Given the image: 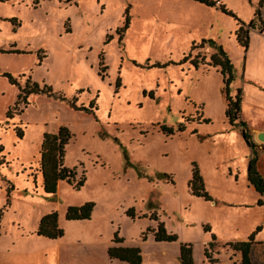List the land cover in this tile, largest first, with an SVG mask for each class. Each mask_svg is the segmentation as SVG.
Wrapping results in <instances>:
<instances>
[{
    "label": "rangeland",
    "instance_id": "rangeland-1",
    "mask_svg": "<svg viewBox=\"0 0 264 264\" xmlns=\"http://www.w3.org/2000/svg\"><path fill=\"white\" fill-rule=\"evenodd\" d=\"M216 1L251 22L246 50L231 16L194 0H0V264H126L106 256L114 232L117 245L139 248L141 264H178L179 243L191 245L194 264H209L202 251L210 236L215 264H236L239 254L223 244L245 240L255 227L260 244L251 260L264 264V210L246 180L249 149L224 116L219 67L207 65L219 50L228 57V93L240 90V119L260 126L264 0ZM3 72L23 74L20 87L28 76L65 100L31 94L6 118L17 88ZM69 100L92 102L93 113L71 109ZM60 125L71 134L63 164L84 181L79 190L59 181L46 195L38 149L42 134ZM193 165L211 201L189 193ZM87 201L89 219H64L66 207ZM51 211L62 236H37L40 217ZM157 222L176 240L154 242L146 228Z\"/></svg>",
    "mask_w": 264,
    "mask_h": 264
},
{
    "label": "trees",
    "instance_id": "trees-1",
    "mask_svg": "<svg viewBox=\"0 0 264 264\" xmlns=\"http://www.w3.org/2000/svg\"><path fill=\"white\" fill-rule=\"evenodd\" d=\"M199 3L204 4L208 7H216L221 13L231 16L235 21V29L233 31V36L238 46L246 50L249 42L248 28L251 22L244 24V22L237 19L232 13H230L221 3L216 0H194ZM260 5L255 10L254 15L257 17L258 21L260 19ZM261 23V22H259ZM264 30V24H261V31ZM195 46L192 45L191 49ZM7 52H18L16 50H8ZM185 57L182 61H185ZM207 65L211 67H219V73L222 77L223 91L225 96V110L224 116L231 126H237L240 130V135L243 142L251 150V156L247 161L246 166V180L252 186L253 190L258 193L262 198H258L255 202L257 206H263L264 210V181L260 174L258 173L255 162V142L252 139V135L247 124L240 119V102L241 94L240 90H236L235 96L231 97L228 93V85L231 80V64L228 57L219 50V54L213 53L209 55ZM201 60H198V56L195 55L190 63L194 67ZM2 76L6 77L8 81L17 88L16 100L11 107H8L5 115L6 118H11V109H16V107L22 103L27 104V97L31 94H44L46 96L57 97L60 100H65L62 95H56L49 87L42 84L39 86L38 83L30 80V77H26L24 85L20 87L17 78L18 76H23V74L18 75L17 78L12 77L8 73H1ZM71 109L82 111L85 114H92V102L89 103L87 107L82 105L76 106L74 100L67 101ZM20 113V110H19ZM179 127L177 130L179 131ZM182 130V129H181ZM161 131L171 134V128H166L162 126ZM17 135L20 137L21 131L17 130ZM71 134L66 126L60 125L57 127L55 132H44L41 136L39 149H38V172L41 177V188L44 194L54 195L56 192L57 184L59 181H65L68 185H72L74 190H79L83 184V178L78 181H74L75 171L73 168H68L63 164L65 145L70 139ZM187 189L192 196L200 197L205 201H211L207 192L204 189L203 181L199 175L198 169L193 165L191 169V176L186 183ZM93 208V203L87 201L81 205L68 206L64 212V219L67 221L74 220H87L90 217ZM125 215L133 218L134 213L131 208L125 211ZM145 215H143L144 217ZM150 219L156 220L154 213L149 214ZM260 228L255 227L245 240L225 242L223 246L239 254V260L236 264H252L251 255L253 247L256 244L254 242V235L259 232ZM146 231L152 233V239L154 242H173L176 240L175 235L167 233L160 222L156 223L154 229L146 228ZM37 236H42L47 239H57L62 236V230L57 225V214L55 211H51L42 215L38 221L37 228L35 230ZM145 236L142 234V239ZM112 245H109L105 249V253L108 259L118 260L126 264H141L140 250L137 246H124L117 245L122 242L120 237H117L116 232L113 233L111 238ZM215 238L210 236V241L207 243V248H204L202 254L209 264H215L216 260L211 258L210 252L208 251L214 245ZM178 264H194L192 259L191 245L189 243H179L178 254H177Z\"/></svg>",
    "mask_w": 264,
    "mask_h": 264
},
{
    "label": "crops",
    "instance_id": "crops-1",
    "mask_svg": "<svg viewBox=\"0 0 264 264\" xmlns=\"http://www.w3.org/2000/svg\"><path fill=\"white\" fill-rule=\"evenodd\" d=\"M263 6H260L259 10L261 9V11H262L263 10ZM262 93H264V92H262ZM249 130H250V133L251 134L252 133L255 134V132H257V131H264V122L260 126L249 127ZM254 151H255V156H256L255 167H256L258 173L260 174V176L262 177V179L264 181V143H258V144H256L255 147H254ZM250 156H251V150L249 149L248 150L247 161L250 158ZM259 197H260V199L262 198L260 195H259ZM256 244H260V243H257L256 242ZM55 258H56V261H58L57 254H55ZM120 263H123V262H120Z\"/></svg>",
    "mask_w": 264,
    "mask_h": 264
},
{
    "label": "water",
    "instance_id": "water-1",
    "mask_svg": "<svg viewBox=\"0 0 264 264\" xmlns=\"http://www.w3.org/2000/svg\"><path fill=\"white\" fill-rule=\"evenodd\" d=\"M254 138L258 143H264V131L255 132Z\"/></svg>",
    "mask_w": 264,
    "mask_h": 264
}]
</instances>
